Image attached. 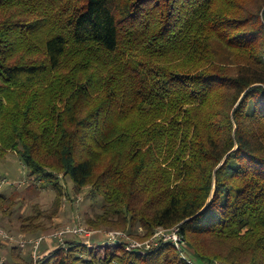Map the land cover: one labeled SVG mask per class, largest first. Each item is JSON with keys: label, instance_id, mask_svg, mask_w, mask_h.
Wrapping results in <instances>:
<instances>
[{"label": "trees", "instance_id": "obj_1", "mask_svg": "<svg viewBox=\"0 0 264 264\" xmlns=\"http://www.w3.org/2000/svg\"><path fill=\"white\" fill-rule=\"evenodd\" d=\"M10 152L55 191L20 232L49 229L69 177L102 198L89 228L143 240L180 224L204 264H264V0H0ZM14 204L0 193V216ZM92 239L68 236L37 264H189L170 242ZM8 244L5 264L32 263Z\"/></svg>", "mask_w": 264, "mask_h": 264}, {"label": "rangeland", "instance_id": "obj_2", "mask_svg": "<svg viewBox=\"0 0 264 264\" xmlns=\"http://www.w3.org/2000/svg\"><path fill=\"white\" fill-rule=\"evenodd\" d=\"M29 174L30 173L27 167H25L19 155H17L15 152H10L4 158H0V176L6 180L4 184H0V193L6 195L11 194L15 200V204L12 206L10 213L4 217L0 216V224L4 226L9 232L15 235L23 233L30 238H36L46 233H53L62 226L72 223L74 224L76 219H80L81 222L85 224L84 220L87 214L92 215L96 211H99V205L100 202H102L101 197L93 198L89 193V188L83 189V191L80 193H75L72 188L73 181L71 178H63L60 176V180L64 184V198L62 201L63 206L59 215L54 218L51 223H47L49 225V229L33 234L20 232L19 218L32 213L34 204H37L41 209L46 211V209L52 207L55 197V191L50 185L46 184L44 186L43 183L36 180L35 177ZM43 220L46 222V219ZM102 230L105 231L107 228H102ZM95 234L97 238L100 237L102 239V231ZM83 240L86 241V238ZM48 241L49 240H47V242L44 241L45 243H43L49 244L50 241ZM21 252H29L30 259L32 260V246H28L25 251ZM3 255L5 254L3 253ZM188 255L195 259V257L190 252H188ZM195 261L197 264H204L196 259Z\"/></svg>", "mask_w": 264, "mask_h": 264}, {"label": "built area", "instance_id": "obj_3", "mask_svg": "<svg viewBox=\"0 0 264 264\" xmlns=\"http://www.w3.org/2000/svg\"><path fill=\"white\" fill-rule=\"evenodd\" d=\"M0 176V184H4L6 182L5 179L1 178ZM143 231L142 228L139 229ZM103 232V237L100 239V243L103 245H107L111 248H117L118 246H122L126 251H145L150 249L154 246H157L159 243L162 242H170L172 243L177 250L179 251L181 257L184 258L189 264H197L195 259L188 255L187 243L184 239L180 224L170 226V228H156L154 233L146 238V239H139L128 232L121 230V229H93L87 227L84 223L81 222L80 219H76L74 224H69L62 226L60 229L54 231L50 234H43L36 238H30L23 233L20 234H13L9 232L4 226L0 224V239L8 242L11 245L16 246L21 251H25L28 246H32V263L37 264L38 260L41 257L40 247L41 244L47 240H53L56 242L58 246L64 247L66 245V238L68 236H77L83 239L86 238V243L88 246H96L97 244L92 239L95 236V233ZM6 258L4 255L0 254V264H5ZM214 264H220L218 261H215Z\"/></svg>", "mask_w": 264, "mask_h": 264}, {"label": "crops", "instance_id": "obj_4", "mask_svg": "<svg viewBox=\"0 0 264 264\" xmlns=\"http://www.w3.org/2000/svg\"><path fill=\"white\" fill-rule=\"evenodd\" d=\"M49 241H50L49 244H44L45 242L42 244V246H41V253H46V252H48V251H50V250L53 249V246L55 245V241H51V240H49ZM22 255L26 259H30L29 252H22Z\"/></svg>", "mask_w": 264, "mask_h": 264}]
</instances>
